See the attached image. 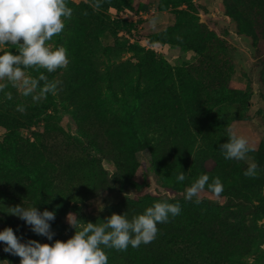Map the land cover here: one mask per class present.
Masks as SVG:
<instances>
[{"label": "rangeland", "instance_id": "rangeland-1", "mask_svg": "<svg viewBox=\"0 0 264 264\" xmlns=\"http://www.w3.org/2000/svg\"><path fill=\"white\" fill-rule=\"evenodd\" d=\"M72 1L76 4L85 2L92 9L89 12L93 14V23L105 19L109 27L103 35L99 36L98 40L91 39L92 53L87 54L90 48L86 45L85 36L88 33L83 27L70 25L65 21L62 34L53 37V40L49 42L50 46L55 47L57 41L61 40L60 46L67 49L69 58L68 66L56 71L55 81L59 83L57 94L54 96L59 99L60 96H64L61 95L63 90L71 89L78 98L83 88H78L77 79L81 76L85 83L95 74L105 71L108 60H110L108 66L110 71L116 68L118 73L122 74L124 67L120 65L123 61L132 59L137 62L132 47H139L142 52H153L160 60L154 67V71L160 75L167 71L171 72V85L177 89L179 97L186 106V114L183 112L168 123V129L173 134V138L179 141L176 144L182 148L183 139L189 137L191 130L197 132V129H202L204 131L203 128L207 126H202L203 124L208 125L207 130L213 125L210 127V132L215 136L212 139L206 138L205 142H211V145L206 144L208 155H203L194 166L195 177L200 172L204 173L205 168L208 170L214 166L232 164L236 169H246L249 162H255L258 165L257 171L264 177V98L261 96L264 92V18L259 16L257 18L259 29L257 31L258 40L255 42L253 35L240 29L236 17L227 10L225 0H185L181 4H175L173 0ZM256 1L258 8L260 7L259 2L264 4V0ZM97 4L99 7L95 6ZM231 8H233L232 12L242 9L233 5ZM181 10L195 13L199 23L206 25L215 36L223 40L227 48L222 56V64L216 63L214 59L203 58L190 44H170L158 40L160 33L175 24ZM153 19L156 21L155 25L151 23ZM69 48L75 50V57L70 54ZM4 51L15 50L11 46L0 47V54ZM27 71L32 76V71L30 69ZM226 75L229 78L225 84L227 91H235L238 98L233 102L225 100L219 105L210 106L198 116L197 120L193 111L188 108L189 104L199 102L202 98L200 95L202 89L206 86L214 88L213 86H217V81ZM5 91H11L13 99L8 100L4 93L0 92V111H14L19 106V101H31V97H23L10 85ZM62 101L63 99L52 109L54 117L49 120L59 122L64 132L46 128L45 120L37 126L33 125L19 130L24 140L23 145H19L16 139L9 134L10 129L3 125L0 126V188L10 186L11 179L24 182L30 190H35L37 199L42 202L43 207H38L39 211L46 209L53 211L55 215L60 213V216H55V221H62L66 224L63 231L60 228L56 230L50 228L53 232L51 240L31 230L29 241L54 244L56 240H68L75 233V228L68 221V217L71 219L73 215L82 224L103 223V220L113 213L124 214L130 220L133 216L140 215L141 210L136 209L126 213L116 205L123 199H132L140 195L142 197L150 195V198L143 200V203L148 205L147 207L155 202L179 203L180 214L170 217L168 222H177V219L190 217V208H196L197 205L194 201L190 202L184 198L185 190L191 184L176 188L169 184L166 185V181H176V176L181 173L185 164V156L188 155L191 163L195 157L194 152L191 153V157L190 153H179L175 161L173 160L174 162H167L163 155L169 152V148L171 150V146L174 145L172 140L168 141L165 147L152 150V147L147 146L143 136L132 124L130 117L137 115L133 108L122 107L120 114L123 121L118 123L109 114L105 102L100 100L94 107L81 110L77 116L84 119L83 122L102 137H108L107 132L115 130L120 135L121 144L133 147L132 155L140 162V166L135 169V178L141 182L143 187L141 190L120 188L110 181L116 172L112 155L109 154L108 157L105 154L104 157L88 144V140L80 134L78 119L74 113L76 107L62 105ZM228 128L238 135L245 136L254 146L255 151L248 154V160L237 161L224 158L220 150L221 143L218 140L223 138L221 141L227 142L226 130ZM112 135L118 137L115 133ZM94 157L96 161L91 160ZM24 164L27 168L23 171ZM46 168L50 169H47V176L41 177L42 171ZM243 175L244 172L240 174L236 182L240 183ZM225 176L226 174L222 178ZM102 179L106 183L101 188ZM227 180L222 182L223 188L231 187L230 191H235L231 194L243 191L241 183L239 185L230 177ZM255 186L256 188L253 187L250 192L260 200L264 186L257 183ZM240 187L241 189H238ZM61 191L63 197L73 196L72 206L75 201L79 202L81 217H78L76 209L72 207L70 209L68 207V210L63 209L62 206L56 208V199ZM26 198L21 197L15 200L11 192L9 194L5 189L0 190V231L11 227L13 231L20 230L26 234L31 229V226L24 220L9 213L10 208L17 205L26 208L35 207L32 199ZM201 198H206L210 204L220 205L225 209H232L239 204L236 199L224 195L223 191L217 197L208 189H204L200 193ZM219 213L221 214L218 218L219 222H230L242 217L246 223H250L254 217L248 208L241 212V215H226L228 212L225 211ZM255 218L258 226L264 224V216ZM164 224L166 223L158 225ZM27 242L25 240L22 243ZM195 245L199 259L207 261L216 259L218 246L214 240L205 238L197 241ZM4 247V243L0 242V256H4L0 258V264H20V257L5 252ZM114 250L105 249L108 264H134L129 255L123 259L118 257Z\"/></svg>", "mask_w": 264, "mask_h": 264}, {"label": "trees", "instance_id": "trees-1", "mask_svg": "<svg viewBox=\"0 0 264 264\" xmlns=\"http://www.w3.org/2000/svg\"><path fill=\"white\" fill-rule=\"evenodd\" d=\"M173 1L175 4H181L185 0ZM259 3L261 5L259 4L260 7L258 8L256 0H225L227 10L236 17L240 29L253 35L255 42L258 40L257 31L259 29L257 18L258 16L264 18V4ZM67 4L71 9L73 8V14L71 19L66 20V22L70 25H79L86 30L88 33L85 36L86 45L90 48L87 54H90L92 53L91 39H94V41L98 40L99 36L107 31L109 24L105 19H100L97 23H93V14L89 12L92 9L85 2L76 4L72 0H67ZM231 5L235 7L239 6L242 9L238 8L239 10L232 12L233 8H231ZM255 8L258 9L255 10ZM158 40L170 44H190L203 58L214 59L218 64H222V56L224 50L227 48L222 39L215 36L206 25L199 23L195 13L188 10L179 11L175 24L160 33ZM61 43L62 41L58 40L55 47H59ZM131 49L135 51L137 62H134L132 59L123 61L120 65L124 67L122 74H119L116 68L110 71L108 67L110 60H108L105 71H100L93 78L87 79L85 83L81 76L77 79L76 84H78V88H83V91L79 92L78 98L71 89H65L61 93L64 96H60L59 99L52 94H48L47 99L38 104H34L32 100L30 102L19 101L18 104L23 105L25 111L20 112L17 109L14 111H0V126L3 125L9 128V134L16 139L19 145H23L24 143L19 130L32 127L33 125L37 126L45 120L46 128L64 132V128L59 122L49 120L54 117L52 109L63 99L62 105H74L76 107L74 113L78 119L80 134L88 140V144L104 157L105 154L108 157L109 154L112 155L116 172L112 175L113 177L110 181L123 189L135 188L136 190H141L143 186L135 178V169L140 166V162L134 159L132 155L133 147H130L128 144H121L120 135L115 130L107 132L108 137H102L98 132L92 130L88 124L83 122L84 119L77 116L81 110L92 108L100 100H103L109 114L118 123L123 121V117L120 114L122 107L133 108L134 112H137V115L135 114L130 119L133 126L143 136L147 146L152 147V150L163 148L168 141L172 140L174 145L171 146V150L169 148V152L163 155V158L167 162H174L176 155L179 153L187 152L190 153L191 157V153L194 152L195 157L191 163L188 155L185 156V164L181 170V173H184L186 177L185 181H166V185L169 184L171 187L183 188L184 186H189L202 174L209 176V183L215 177H219L221 182L228 181L229 177L236 182L240 174L247 168L236 169L232 164L214 166L208 170L205 168L204 173L200 172L195 177L196 172L193 173V168H195L194 166L197 161L203 155H208L206 144L211 145V142H205L206 138L212 139L215 136V134L210 132V127H213V125L209 126L207 130L208 125L203 124L202 126H207L203 128L205 132L202 129H197V132L191 130L188 134L189 137L183 139L184 146L182 148L176 144L179 141L173 138V134L168 129V123L175 120L181 113L184 112L186 114V106H184V101L179 97L177 89L171 85L172 74L170 71H167L160 75L154 71V67L160 60L153 52H142L136 46ZM69 52L75 57V50L69 48ZM214 68L218 70V68ZM30 70L33 77L38 76L35 70ZM41 71L48 76L49 81H55L56 71L53 73H47L45 70ZM228 79V75H226L217 81V86H213L214 88H209V86L204 87L201 93L199 92L202 96L200 101L189 104L188 108L193 111L197 120L198 116L204 113L205 110H208L210 106L219 105L225 100L236 101L238 98L237 93L233 90L227 91L225 84L226 81L228 82ZM213 84L215 85V83ZM261 96L264 98V92ZM200 119L203 120L202 117ZM197 127L199 128V126ZM113 133L118 137L116 138L112 135ZM220 139L223 140V138ZM221 140H218V142L223 144ZM91 160L96 161L95 157ZM26 168L27 166L24 164L23 171ZM47 169L49 168L42 171L41 177L47 176ZM224 174L226 176L222 178ZM105 183L106 181L102 179L101 188L104 187L103 184ZM236 183L243 185V191L240 190L237 194H231L235 192L230 191L231 187L226 186L223 188L224 195L231 197V199H236L237 203H239L232 209H225L220 205H212L206 201V198H201L200 203H196L195 199H193L190 202L194 201L197 205L196 208H190L189 218L185 217L177 219V222L170 221L164 225H158L157 236L152 242L141 244L138 248L129 246L126 251L114 250V253L123 259L129 255L131 262L134 264H264V224L258 226L255 218L264 216V192L260 200L255 198L251 194L252 192H250L253 187L256 188L255 183L264 186V177L259 172L255 178L243 175L241 176L240 183ZM4 189L9 194L11 192V196L15 200L21 197H25V199L29 197L37 209L42 204L37 199L38 196L35 190H30L20 180L11 179L10 186L0 188V190ZM205 189H208L207 185ZM238 189H241V187ZM149 196L142 197L140 195L132 199H123L116 206L121 207L126 213L133 212L136 209H140V212L143 213L146 209L145 207L148 206L143 203V200L150 198ZM56 201V208L62 206L63 209L67 208L68 210V207L69 209L72 207L76 209L78 217H81L79 202L75 201L73 206L71 205L73 196L63 197L61 191ZM246 208L250 209L254 215L250 223H246V220L242 217H238L236 220L230 222L218 221L219 215H221L220 211L228 212L226 215L235 216L241 215V212L245 211ZM44 210L46 209L41 210V212ZM55 216H60V213ZM49 223L50 228L55 230L60 228L63 231L66 228V224L62 221L58 222V220L55 221L54 219ZM31 230L26 234L20 230L18 232L14 231V233L21 242L25 240L29 241ZM205 238L214 240L218 246L215 260H202L197 255L195 244L197 241ZM2 257L4 256L1 255L0 258Z\"/></svg>", "mask_w": 264, "mask_h": 264}, {"label": "clouds", "instance_id": "clouds-1", "mask_svg": "<svg viewBox=\"0 0 264 264\" xmlns=\"http://www.w3.org/2000/svg\"><path fill=\"white\" fill-rule=\"evenodd\" d=\"M72 14L67 0H0V47L11 46L15 50L0 54V92L8 100L13 99V93L5 91L9 85L23 97H31L34 104L46 100L48 94H57L59 82L49 81L41 70L53 73L68 66L67 49L52 47L49 42L62 34L65 21L70 20ZM151 23L155 25V19ZM28 69L35 70L38 76H31ZM17 111L24 112L25 107L19 105ZM226 131L227 142L220 145L224 158L248 160V154L255 151L254 146L231 128ZM257 169L255 162H249L244 175L255 178ZM185 179L184 173L176 176L177 182ZM209 179L207 174L200 175L186 188L184 198L189 201L195 198V202L200 203V193L206 185L218 197L223 184L219 177L213 178L211 183ZM180 212L179 203L155 202L130 220L124 214L113 213L103 223L82 224L73 215L68 221L75 233L66 241L22 243L13 229L6 227L0 231V242L4 243L5 252L20 257V264H108L105 249L126 251L129 246L138 248L148 244L156 238L158 224L167 223ZM9 213L24 220L36 234L52 239L49 222L55 219L53 211L41 212L37 207L17 205L11 207Z\"/></svg>", "mask_w": 264, "mask_h": 264}]
</instances>
